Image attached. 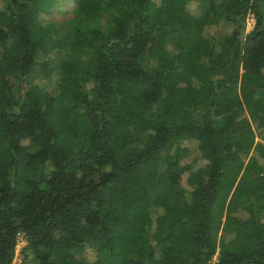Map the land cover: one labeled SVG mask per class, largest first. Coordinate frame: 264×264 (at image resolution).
Instances as JSON below:
<instances>
[{
	"label": "trees",
	"instance_id": "1",
	"mask_svg": "<svg viewBox=\"0 0 264 264\" xmlns=\"http://www.w3.org/2000/svg\"><path fill=\"white\" fill-rule=\"evenodd\" d=\"M56 1L0 0V264H264V0Z\"/></svg>",
	"mask_w": 264,
	"mask_h": 264
},
{
	"label": "rangeland",
	"instance_id": "2",
	"mask_svg": "<svg viewBox=\"0 0 264 264\" xmlns=\"http://www.w3.org/2000/svg\"><path fill=\"white\" fill-rule=\"evenodd\" d=\"M195 6H196L195 3H192L190 11L191 10L195 11L196 9V12L199 11V13L200 12L203 13L207 8V0H202L199 6L197 7ZM72 7H73V3L71 2V0H57L55 3V8L49 12L48 16H44L42 19L43 21L52 20L61 28L60 38L63 40V45H64L63 53H66L68 51V42L70 41L71 38L73 26L75 24H80L83 26L90 25V23H87V21H84L81 18L79 13H72ZM107 20H108V14L106 9L104 8L100 18L93 21L92 24L98 25L101 29H104L105 24H107ZM252 24H253V20L249 16L247 18L246 31H249L251 29ZM39 83H42L45 87H50L49 83L46 84L44 80H39ZM256 140L258 139L256 138ZM189 149H190L189 154L184 159V162H189L193 159H197L198 153L195 148V142L189 143ZM20 256H21V252H18L17 257L15 259L16 264L20 262ZM214 260H215V255L212 257V261ZM20 264H30V263L27 262V260H24V258H22Z\"/></svg>",
	"mask_w": 264,
	"mask_h": 264
},
{
	"label": "built area",
	"instance_id": "3",
	"mask_svg": "<svg viewBox=\"0 0 264 264\" xmlns=\"http://www.w3.org/2000/svg\"><path fill=\"white\" fill-rule=\"evenodd\" d=\"M26 245V239L23 235V232L18 231L15 234V245H14V249H13V254H12V258L9 264H16L15 263V259L17 257V253L21 252V256H20V262H18V264L21 263V259L23 258V248Z\"/></svg>",
	"mask_w": 264,
	"mask_h": 264
}]
</instances>
